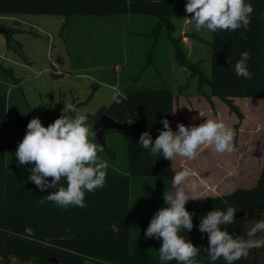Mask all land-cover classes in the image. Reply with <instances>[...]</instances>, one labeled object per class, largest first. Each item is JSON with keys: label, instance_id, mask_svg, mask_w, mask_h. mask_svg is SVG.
Returning a JSON list of instances; mask_svg holds the SVG:
<instances>
[{"label": "trees", "instance_id": "16d2710c", "mask_svg": "<svg viewBox=\"0 0 264 264\" xmlns=\"http://www.w3.org/2000/svg\"><path fill=\"white\" fill-rule=\"evenodd\" d=\"M245 2L254 9L248 30L212 32L208 43L212 51L210 75L206 74L200 62L188 58L182 39L174 37L172 19L191 18L192 14L185 12L187 0H0V15L64 17L63 29L73 18L140 16L157 19L149 31L151 38H157L164 30L179 66L190 72V79L198 80L199 93L211 105L213 98L219 99L241 121L244 115L235 99H264V0ZM17 33L19 31L11 30L9 35ZM7 47L9 50L12 48L8 40ZM244 51L250 53L248 64L253 73L250 80L238 77L234 71V65ZM0 69L1 79L6 83L8 77L16 80L11 69L2 66ZM52 69V75L56 77L57 72H54V67ZM92 97L93 94L87 101L73 105L78 108ZM118 98L120 103L113 101L97 114L86 115L92 126L103 115L122 124L137 125L121 132L127 143L126 163H119L117 169L112 167V160L118 154L105 140L104 151L98 152L99 158L109 163L104 187L86 192V207L64 209L47 201L41 204L40 201L56 189L41 191L28 179L34 165L19 166L16 149L9 139L17 124L8 120L7 95L0 93L1 264H12L13 261L19 264H86L87 261L94 264H161L159 252L154 250V241L139 240L131 231V208L137 191L135 194L132 182L120 171L138 180L170 179L172 161L151 156L149 150L137 142L145 131L151 133L154 141L163 130L162 120L165 118L173 129L175 94L171 87H127ZM61 114L65 113L57 111L59 117ZM228 206L237 209L234 222L228 227L230 234L244 235L256 221L264 219V167L257 184L251 189H237L218 197H200L186 204V209L195 214L192 218L194 227L191 232H182L181 235L200 247L198 264H210L206 251L208 237L199 231L201 219L211 210L226 211ZM260 236L264 233H257V237ZM52 259L57 263L50 262ZM169 264L177 262L173 260ZM215 264L226 262L221 258ZM234 264H264V247L250 250L247 258Z\"/></svg>", "mask_w": 264, "mask_h": 264}, {"label": "rangeland", "instance_id": "374dc122", "mask_svg": "<svg viewBox=\"0 0 264 264\" xmlns=\"http://www.w3.org/2000/svg\"><path fill=\"white\" fill-rule=\"evenodd\" d=\"M98 19L125 20L126 17ZM61 20L62 17L58 16L14 17L0 15L1 26L19 31L17 34L9 35L10 37L0 34V66L9 70L13 69L16 79L15 82L13 77L6 75L9 79L6 83L1 79L0 69V93L7 95V118L10 122L17 124L9 138L15 149L26 133L30 117H44L41 121L47 127L59 118L57 111L63 113L65 104L74 102L75 93L82 95L83 99H87L91 93H95L87 104L77 108L80 114L95 115L101 108L110 106L114 101L113 96L121 95L127 87L137 89L171 87L173 89L170 83H167L165 74H157L158 70L155 69L154 63H151L148 55L139 60L134 56V65L127 67L126 64H123V71L119 74L114 73L115 66H109L111 60H108L104 66L102 63L95 64L98 69L58 79L54 78L52 68L56 64V48L54 47L52 50L53 45H56L59 36H61L60 32L64 45L70 44L71 41H68L67 36L73 29L68 25L64 29L62 28V31H58ZM98 27L100 26L87 31L76 29V32L82 36V42L88 39L89 44L86 42L85 48L91 52L96 50L101 52L103 60L107 56V50H114L115 57L120 58L121 61L127 60L128 56L123 51L121 44L123 42L121 39L125 38L126 32L123 31L118 35L116 30L114 33H109L115 37L108 38L103 36L102 26ZM78 36L80 35L78 34ZM202 36L210 40L212 32L204 28ZM79 39L81 40L80 37ZM7 40L12 46L10 50L7 47ZM57 47L60 46L57 44ZM65 51L68 54L72 50L70 47H65ZM207 53L208 61L202 66L206 74L210 75L211 48L207 49ZM129 58L131 60L132 56L129 55ZM54 72L58 73V70L55 68ZM187 74L188 76L185 78L179 76L180 83L173 89L176 95L174 99L176 123H183L185 126H198L206 119L217 118L219 114L226 127L234 131L235 151L221 154L215 151L214 146L207 148L202 146L198 150L199 155L195 160L177 156L172 160L169 180H138L133 179L128 173L120 171L132 182L135 194L137 191V195L133 196L135 203L131 208V231L139 240L148 241L151 239L154 241L156 253L162 246V239L146 238L145 231L155 212L161 207L167 206L164 196L174 195L171 180L175 171L190 168L193 173L191 178L204 182L206 187L199 190L198 198H200L223 196L233 193L237 189H251L257 184L264 167V99H239L237 105L244 115V119L240 121L229 112L227 106L219 99L218 102L222 107L216 108L214 104L211 105L197 90L198 80L196 78L188 80L189 73L187 72ZM188 83L194 85L183 89L182 85L185 86ZM181 97L186 98L184 100ZM207 102L210 105V117L207 116L209 110ZM192 118L193 120H191ZM105 140L107 145L118 154L117 158L112 160L113 166L111 164L113 168L117 169L119 163H126V137L121 132H108ZM94 142L96 143L95 140ZM107 164L109 166V163ZM191 201L193 200H189L188 203ZM12 264L19 263L13 261ZM86 264L94 263L87 261Z\"/></svg>", "mask_w": 264, "mask_h": 264}, {"label": "clouds", "instance_id": "9594fccd", "mask_svg": "<svg viewBox=\"0 0 264 264\" xmlns=\"http://www.w3.org/2000/svg\"><path fill=\"white\" fill-rule=\"evenodd\" d=\"M253 11V6L245 0H187L185 4V12L192 14L190 20L195 29L206 28L213 33L234 32L241 28L248 30ZM249 60L250 53L242 52L234 65L238 77L252 79ZM113 100L121 102L118 96H113ZM62 112L65 114L47 127L39 117L31 119L15 156L21 167L34 165L28 179L41 191L56 189L49 192L41 204L47 201L58 208H83L86 207V192L104 187L108 164L98 156L104 148L94 142L96 132L88 123L87 115L80 114L71 103L65 104ZM162 123L163 130L154 141L151 133L145 131L137 142L153 157H163L168 161L177 156L195 160L198 150L204 145L214 146L215 151L221 154L235 151L234 131L222 121L206 119L198 126L178 123L176 131L167 118ZM192 175L190 168L175 171L171 180L174 195L164 196L167 206L155 212L145 231L146 238L162 239L158 250L161 264H169L173 260L177 264H198L200 247L181 235L182 232H191L194 227L192 218L195 214L186 209V204L189 200H198L199 190L206 187L202 180L192 179ZM236 212L235 207L228 206L226 211L211 210L201 219L199 231L207 234L206 251L210 264L221 258L226 264H234L247 258L250 250L264 247V236L257 237V233H264V219L256 221L244 235L229 233L228 227L233 224Z\"/></svg>", "mask_w": 264, "mask_h": 264}, {"label": "crops", "instance_id": "0c3cea01", "mask_svg": "<svg viewBox=\"0 0 264 264\" xmlns=\"http://www.w3.org/2000/svg\"><path fill=\"white\" fill-rule=\"evenodd\" d=\"M14 17H24V16H14ZM126 17L125 20L114 19V20H107V19H98V18H73L70 20L69 25L73 27L70 34L67 36L68 41L71 43H66L64 45V40L61 37V32L59 33L58 41L56 45H53L52 50L54 47L56 48V60L53 66L58 70V73L55 75L56 79L59 77H65L77 73H84L86 71L95 70V64L106 63L108 60H111L109 66L114 67V73L119 74L123 71V64H126L127 67H131L134 65L133 58L141 59L145 58L148 55L151 63H154L155 69H157V74H165L164 77L167 83H170V86L176 88V86L180 83L179 76L185 78L188 76L187 72L189 73L188 80H190V72L186 68H182L179 66L178 62L175 60L174 50L172 44L170 43L169 36L166 35L165 31L162 34H158L157 38H151L149 31L155 26L157 19L149 20L148 18L143 17H135V16H124ZM123 19V18H122ZM191 18H173L172 22L175 25V38H181L182 43L186 49L188 54V58L194 62H200L201 64H205L208 61V53L207 49L210 48L209 42L210 40L203 37V29L197 31L195 29L194 23L190 20ZM65 18L62 17L60 21V27L58 31H62L63 26L61 23L64 24ZM96 26H102L103 36H107L108 38L112 36L113 38L115 35H111L109 33H114L117 30L118 35L126 32L125 38L121 39V44L123 51L128 56L127 60H120V58H116L114 50L108 51L107 56L103 60V54L99 51L91 52L89 49L87 50L86 42L88 43V39L82 42V36L80 33L76 32V29H83V30H91ZM98 27V28H100ZM117 28V29H116ZM121 30V31H120ZM130 31V33H128ZM106 32V33H104ZM78 34L80 36H78ZM81 38V40L79 39ZM124 37V36H123ZM154 42V43H153ZM57 44L60 47H57ZM62 44V48H61ZM89 44V43H88ZM66 48H71V52L65 51ZM66 54V55H65ZM129 55L132 56L130 60ZM154 58V61H153ZM94 59V60H92ZM103 60V61H102ZM31 61V60H30ZM142 63V61L140 60ZM203 67V66H202ZM93 68V69H90ZM98 69V68H96ZM14 71L13 69H11ZM61 73H63L61 75ZM14 74V73H13ZM161 76V75H160ZM162 78V77H161ZM193 80V79H192ZM2 84V83H1ZM176 84V85H175ZM194 84L188 83L187 85L183 86L182 88H189ZM18 86V85H17ZM181 86V85H180ZM179 88V87H178ZM177 88V89H178ZM93 96L95 93H91ZM90 94V95H91ZM90 95L87 99H83L82 95H77L75 93L74 102L72 104L79 105L88 100ZM187 96V95H185ZM84 97V96H83ZM176 97V95H175ZM186 98V97H185ZM181 97V99H184ZM190 98V97H188ZM214 106L217 108L221 106L218 102L217 98L212 99ZM236 104L238 103L239 99H235ZM209 106V110L207 116L210 117V105L208 102L206 103ZM175 107V103H174ZM224 107V106H223ZM226 109V108H225ZM224 111V110H223ZM193 117V116H192ZM229 117V115H228ZM41 118V117H39ZM215 120L222 121V117L218 114ZM193 120V118L191 119ZM176 118H175V109H174V121H173V130L176 131ZM206 148L210 147V145H204Z\"/></svg>", "mask_w": 264, "mask_h": 264}, {"label": "water", "instance_id": "95a60500", "mask_svg": "<svg viewBox=\"0 0 264 264\" xmlns=\"http://www.w3.org/2000/svg\"><path fill=\"white\" fill-rule=\"evenodd\" d=\"M10 33L11 30L0 25V34L9 36ZM136 127L137 125L122 124L107 115H103L93 126V131L96 132V141L105 146V137L108 132H124ZM50 262L57 263L54 259L50 260Z\"/></svg>", "mask_w": 264, "mask_h": 264}]
</instances>
